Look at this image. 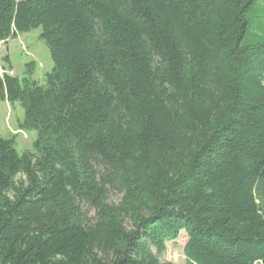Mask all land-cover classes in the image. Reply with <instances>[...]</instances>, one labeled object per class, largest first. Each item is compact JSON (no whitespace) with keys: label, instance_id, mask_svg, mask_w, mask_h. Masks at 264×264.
I'll return each instance as SVG.
<instances>
[{"label":"trees","instance_id":"trees-1","mask_svg":"<svg viewBox=\"0 0 264 264\" xmlns=\"http://www.w3.org/2000/svg\"><path fill=\"white\" fill-rule=\"evenodd\" d=\"M33 29L45 83L0 75L36 133L0 136V264H173L181 232L185 264H264V0H0V42Z\"/></svg>","mask_w":264,"mask_h":264},{"label":"rangeland","instance_id":"rangeland-1","mask_svg":"<svg viewBox=\"0 0 264 264\" xmlns=\"http://www.w3.org/2000/svg\"><path fill=\"white\" fill-rule=\"evenodd\" d=\"M40 29L18 35L14 39L0 42V75L7 73L19 79L24 78L30 71L32 79L39 85L45 83V75L53 67L49 50L39 38ZM31 66V67H30ZM23 117V110L18 103L10 105L0 102V136L14 138L17 150L31 151L33 141L36 138L35 131H24L19 128V122ZM110 201L117 203L118 197L114 194ZM186 234L181 232L177 240L166 244V251L160 256V260L173 264H185L186 257L183 247L186 242Z\"/></svg>","mask_w":264,"mask_h":264}]
</instances>
